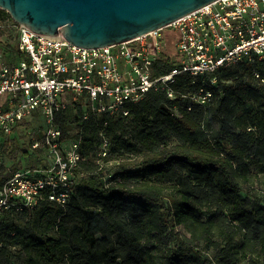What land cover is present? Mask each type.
<instances>
[{"label":"trees","instance_id":"1","mask_svg":"<svg viewBox=\"0 0 264 264\" xmlns=\"http://www.w3.org/2000/svg\"><path fill=\"white\" fill-rule=\"evenodd\" d=\"M0 19L13 20L3 9ZM177 63L164 54L158 72ZM189 85L181 77L175 100L152 91L129 118L110 119L103 159L140 157L110 177L94 159L99 129L83 120L81 106L58 117L63 139L80 140L86 160L64 206L47 191L37 207L4 216L0 264H264V90L251 68L223 70L214 101L188 110L179 95ZM209 119L220 123L215 137L204 128ZM18 135L0 141L13 162L30 157ZM36 151L24 169L47 166Z\"/></svg>","mask_w":264,"mask_h":264},{"label":"built area","instance_id":"2","mask_svg":"<svg viewBox=\"0 0 264 264\" xmlns=\"http://www.w3.org/2000/svg\"><path fill=\"white\" fill-rule=\"evenodd\" d=\"M17 35L15 62H0V141L28 133L31 149L43 151L47 166L18 170L3 181L0 225L8 213L37 207L47 191L50 201L67 203L75 170L86 160L80 140L63 139L57 124L71 106L79 104L83 120L99 129L103 159L111 148L105 129L110 119L129 118L131 107L152 91L175 100L172 86L181 77L190 83L179 95L189 101L188 110L214 101L223 70L251 68L264 90V0H217L164 28L104 47H79L62 34L39 35L21 25ZM171 50L178 63L160 74L159 60ZM35 123L42 140L33 131Z\"/></svg>","mask_w":264,"mask_h":264},{"label":"water","instance_id":"3","mask_svg":"<svg viewBox=\"0 0 264 264\" xmlns=\"http://www.w3.org/2000/svg\"><path fill=\"white\" fill-rule=\"evenodd\" d=\"M217 0H0L19 25L33 33L63 35L76 46L123 43L172 22Z\"/></svg>","mask_w":264,"mask_h":264},{"label":"rangeland","instance_id":"4","mask_svg":"<svg viewBox=\"0 0 264 264\" xmlns=\"http://www.w3.org/2000/svg\"><path fill=\"white\" fill-rule=\"evenodd\" d=\"M18 25L14 20H10L6 24L5 19H0V62H5L8 64H12L15 62V46L17 43V32H18ZM176 52H173L171 50V54L175 56ZM39 124H42L40 120L37 121ZM36 126L33 131H39L41 128L39 124L35 123ZM38 125V126H37ZM204 128L208 132V134L211 137H215L220 128V123L219 121L216 120H206L204 123ZM27 134V135H26ZM18 139H20L21 143L24 145V147L28 150L29 155L32 158H34L39 152L33 150L30 148V136L28 133H20L18 135ZM1 143L0 142V178L4 176L7 173H10L13 171L15 168H26L30 167V157L29 159L26 157L19 158L16 162L10 161L7 157H5L1 153ZM111 148L109 149L110 153ZM99 151V150H98ZM99 153V152H98ZM41 155V154H40ZM99 155L96 154L94 156V159L96 162H98ZM101 166H103L106 177L113 176L116 172L120 170L122 166L127 167V168H135L137 164L140 163V157L138 156H133L131 158H126V157H117L115 155L110 157V160H99ZM253 171L256 173L257 170L254 167ZM18 219V218H16ZM23 221V220H22Z\"/></svg>","mask_w":264,"mask_h":264}]
</instances>
